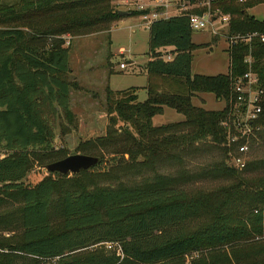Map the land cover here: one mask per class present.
Returning a JSON list of instances; mask_svg holds the SVG:
<instances>
[{
    "label": "trees",
    "instance_id": "trees-1",
    "mask_svg": "<svg viewBox=\"0 0 264 264\" xmlns=\"http://www.w3.org/2000/svg\"><path fill=\"white\" fill-rule=\"evenodd\" d=\"M113 2L0 0V150L8 153L2 156L0 151V204H5L6 199L22 204L19 213L0 215V233L6 234L0 237V264H155L190 250L264 239V177H245L230 167L224 127L225 121L231 118L234 79L248 72L249 55L254 59V71L264 82V42L261 40L264 21L248 14L249 9L264 4V0L213 3V10L231 18L229 38L259 34L250 43L230 46L231 65L227 75L192 76L196 45L192 42L194 32L187 16L150 25L147 100L138 101L137 88L108 90L110 125L107 137L96 142L103 148L96 144L90 147L91 143L80 146L84 155L100 159L97 170H102L108 159L97 151L105 149V144L110 142L115 151L112 148L109 153L121 154L120 160L126 168L137 172L153 168L156 174L160 162L176 158L171 149L186 151L207 143L224 154V161L215 165L211 173L215 177L230 178L233 186L204 197L203 193L191 197L185 189L178 188L180 185L173 184L174 179L160 174L152 182L145 181L143 187L105 188L97 196L74 188L61 191L57 188L58 182L65 176L59 174H49L34 186L26 184L33 150H41L38 160H45L41 161L43 166L69 156L64 151L52 153L58 124L66 134L70 132L67 124L72 125L75 120L71 109L74 83L70 79L72 69L66 37L110 29L123 18ZM129 13L142 15L138 11ZM165 49H171V60L160 56ZM156 80L174 85H157ZM198 94H212L229 105L221 112L206 111L193 104ZM165 107L183 115L185 120L155 127L153 119L163 115ZM259 125L264 128V114ZM113 160L108 162L113 165ZM263 164V161L251 162L245 172L264 169ZM110 172V168L103 169L106 175ZM57 192L60 197L56 209ZM194 208L200 213L203 209L206 213L213 212L214 222L188 237V212ZM53 212L62 216L60 230L53 226ZM18 225L22 232L16 242L11 233ZM105 242L121 247L125 256L123 263L116 257L94 253L74 256L77 251ZM260 253L264 254V250ZM256 255L253 257L257 258Z\"/></svg>",
    "mask_w": 264,
    "mask_h": 264
},
{
    "label": "rangeland",
    "instance_id": "rangeland-1",
    "mask_svg": "<svg viewBox=\"0 0 264 264\" xmlns=\"http://www.w3.org/2000/svg\"><path fill=\"white\" fill-rule=\"evenodd\" d=\"M8 1L13 3L20 0ZM113 5L115 9L120 11H133L131 6L122 3V0H114ZM213 7V4L206 7L201 6L198 10L203 11V13H210V16L217 18L216 20L225 16L219 10H213ZM248 14L259 21H264V4L249 9ZM145 15L143 12L141 16H130L129 14L115 22L108 30H100L88 35L66 37V47H69V62L72 69L70 79L74 83L71 92V109L75 114V120L72 125L67 124V129L70 132L66 134L62 133L61 125L58 124L52 153L64 151L69 156L84 154L80 150V146L86 143H91L90 147L96 144V147L103 148L102 145H98L96 142L100 138L107 137V129L110 125L107 104L108 90L120 92L137 88L138 101L144 102L147 100L148 94L145 88L149 82L146 65L151 57L149 56V31L143 18ZM224 18H227V20L224 21ZM224 18L221 22H214L215 19H212L208 28L193 33L192 42L196 45V48L193 51L191 64L192 76H217L230 73L231 60L228 50L231 46V38L228 36V30L231 18L228 15ZM254 34L259 35L258 33L249 35ZM160 56L165 60H171L173 54L171 49H165L161 50ZM122 64L125 65L124 68L121 67ZM155 83L157 85H174V83H163L160 80H156ZM129 93L132 94L133 92ZM198 95L193 99V104L206 111L221 112L229 105L226 100H217L212 94ZM184 120L183 115L165 107L164 114L153 119V125L155 127L170 126ZM62 123L65 124L63 116ZM169 131L173 132V130ZM252 140L254 141L250 145V151L245 156V158L247 157V166L251 162H264V128L260 131L258 138ZM105 145V149L101 148L97 151L108 158L101 168L102 170H97L95 167L92 172H86L78 176L69 174L63 180L58 178L59 186L57 188L61 191L74 188L90 193L92 196H97L105 188L143 187L145 181H154V176L157 174L167 179H174L173 184L180 185L178 188L185 189L191 197H198L200 193H203L204 197V195L218 189L234 185V181L230 180L229 176H227L229 178L227 180L221 176L215 177L214 173H211L214 171L212 169L215 165L224 161V154L219 148L210 144L207 145V143L189 148L186 151L177 148L171 149V154L176 158L160 162L157 165L158 173L156 174L153 168H142L139 170L140 172L126 168L120 160L122 158L121 154H111L115 151L113 144L108 142ZM112 148L113 151L109 153ZM0 151L2 156L8 154L4 149ZM235 152L236 147L228 148L227 163L233 168L235 167L232 166L231 154L235 155ZM40 155H42L41 150H33L30 155L31 168L25 180L27 185L34 186L49 176L43 164L41 165V161L45 162V160H38ZM108 160H113V165ZM105 167L107 170L108 168L111 170L107 175L104 174L105 172L103 173ZM246 168L235 169L245 177H264V169H253L250 172H245ZM1 197L6 199L4 195ZM59 197L60 193L57 192L55 196L56 209ZM21 205L20 202H9L6 199L5 204H0V215L10 212L19 213ZM232 210L234 211V209ZM56 212H53L52 215L53 226L60 230L63 219ZM213 222V212L206 213V210L203 209L200 213L195 208L189 210L186 226L188 237H192L197 231L213 224ZM21 232V227L18 225L14 233H11L14 235L13 239L16 242L19 240ZM3 235L6 234L0 233V237ZM262 250H264V239L252 243L242 242L236 246L233 243L214 249L190 250L179 257L155 264H264V254L260 253ZM92 253L98 256L116 257L120 263H123L125 259L120 246L111 242L99 243L77 251L74 256L86 257L92 255ZM256 253L257 258L253 257ZM129 264L140 263L132 262Z\"/></svg>",
    "mask_w": 264,
    "mask_h": 264
},
{
    "label": "built area",
    "instance_id": "built-area-1",
    "mask_svg": "<svg viewBox=\"0 0 264 264\" xmlns=\"http://www.w3.org/2000/svg\"><path fill=\"white\" fill-rule=\"evenodd\" d=\"M216 0H122V3L129 4L133 11L143 12L147 29L156 21L168 20L171 17L187 16L190 28L193 32H200L208 28L210 21H222L221 17L210 16V13H190L199 8L211 6ZM227 18H224L226 21ZM258 35L234 36L231 38V45L238 42H250ZM264 42V37H261ZM248 72L234 79V99L231 104V118L224 123L226 128V147H236L235 155L231 154L232 166L236 169L247 167L246 153L250 151V145L257 139L262 126L259 120L264 114V82L254 71V59L252 55L246 58ZM125 67L124 64L121 65ZM121 248V247H120Z\"/></svg>",
    "mask_w": 264,
    "mask_h": 264
},
{
    "label": "water",
    "instance_id": "water-1",
    "mask_svg": "<svg viewBox=\"0 0 264 264\" xmlns=\"http://www.w3.org/2000/svg\"><path fill=\"white\" fill-rule=\"evenodd\" d=\"M130 13L126 11H120L121 17L128 16ZM100 163V159L95 156L75 154L70 155L62 160L47 164L44 169L51 175H78L83 171H90L97 167Z\"/></svg>",
    "mask_w": 264,
    "mask_h": 264
},
{
    "label": "crops",
    "instance_id": "crops-1",
    "mask_svg": "<svg viewBox=\"0 0 264 264\" xmlns=\"http://www.w3.org/2000/svg\"><path fill=\"white\" fill-rule=\"evenodd\" d=\"M148 30V29H147ZM7 236H10V234H8Z\"/></svg>",
    "mask_w": 264,
    "mask_h": 264
}]
</instances>
